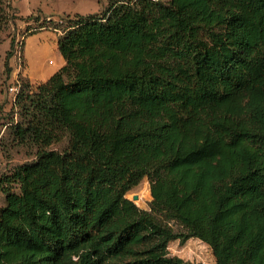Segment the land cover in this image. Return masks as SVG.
Wrapping results in <instances>:
<instances>
[{
	"label": "trees",
	"instance_id": "trees-1",
	"mask_svg": "<svg viewBox=\"0 0 264 264\" xmlns=\"http://www.w3.org/2000/svg\"><path fill=\"white\" fill-rule=\"evenodd\" d=\"M159 1L44 19L67 25L65 65L18 78L34 159L6 178L0 264H190L168 244L191 238L215 264H264V0ZM145 177L151 212L125 198Z\"/></svg>",
	"mask_w": 264,
	"mask_h": 264
},
{
	"label": "rangeland",
	"instance_id": "rangeland-1",
	"mask_svg": "<svg viewBox=\"0 0 264 264\" xmlns=\"http://www.w3.org/2000/svg\"><path fill=\"white\" fill-rule=\"evenodd\" d=\"M118 0H2L1 7L3 9V25L0 31V209L5 205L4 192L6 190L12 193H19V185L15 181L7 182L6 178L10 177L14 170L34 159V150L18 143L14 135L13 125L16 121H20L21 117L17 116L13 110L11 101L12 95L8 92V88L14 83L15 63L10 53L11 45H15L17 41L22 43V49L25 39L39 31H51L57 37L61 36L64 28L63 24L61 32L54 29L40 28L44 19L47 21L53 17L55 21L58 16L75 15L82 17L95 16L102 18L106 15L107 10L112 5H117ZM131 1L134 0H124ZM159 3L167 5V0H160ZM120 4V3H119ZM18 8V10H17ZM40 9V10H37ZM29 17V19H28ZM23 54V51H22ZM49 59H53V54L48 55ZM5 61L8 64L10 72L4 67ZM60 68V66H59ZM61 69V68H60ZM25 65L17 73L18 78L23 77ZM8 74V75H7ZM16 75V76H17ZM36 88V87H33ZM65 142L53 144L50 148L62 151ZM148 192L149 197L145 195ZM137 196V200L133 197ZM125 198L132 201L140 210L151 212V194L150 182L147 177L139 183L138 186L130 190ZM159 221L167 224L175 231H179L178 224L174 221H167L160 213H154ZM168 252L171 257H177L182 261L190 264H215L214 257L209 247L200 240L191 238L185 242L180 240L171 241L168 244Z\"/></svg>",
	"mask_w": 264,
	"mask_h": 264
},
{
	"label": "crops",
	"instance_id": "crops-1",
	"mask_svg": "<svg viewBox=\"0 0 264 264\" xmlns=\"http://www.w3.org/2000/svg\"><path fill=\"white\" fill-rule=\"evenodd\" d=\"M57 40L55 33L45 30L33 33L25 39L23 46L25 71L22 75L31 85L45 83L65 64L59 53ZM49 54H53V59L48 58ZM49 61L53 63L49 64Z\"/></svg>",
	"mask_w": 264,
	"mask_h": 264
},
{
	"label": "built area",
	"instance_id": "built-area-1",
	"mask_svg": "<svg viewBox=\"0 0 264 264\" xmlns=\"http://www.w3.org/2000/svg\"><path fill=\"white\" fill-rule=\"evenodd\" d=\"M22 43L20 41H17L15 43V45L13 46V50H12V58L14 59V63H15V74H14V83L12 86H10L8 88V92L12 95V103L14 104L15 102V98L18 95L19 91H20V83L18 80V75L17 73L20 72L22 65H23V54H22ZM17 75V76H16Z\"/></svg>",
	"mask_w": 264,
	"mask_h": 264
},
{
	"label": "water",
	"instance_id": "water-1",
	"mask_svg": "<svg viewBox=\"0 0 264 264\" xmlns=\"http://www.w3.org/2000/svg\"><path fill=\"white\" fill-rule=\"evenodd\" d=\"M64 65H65V64H64ZM64 65H63V66H64ZM63 66H62V67H63ZM133 200H134V201L137 200V196H134V197H133Z\"/></svg>",
	"mask_w": 264,
	"mask_h": 264
}]
</instances>
